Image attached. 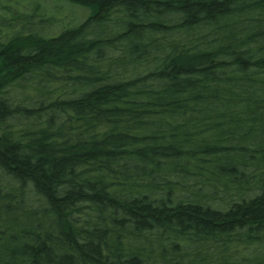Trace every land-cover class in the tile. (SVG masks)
<instances>
[{"label":"trees","instance_id":"trees-1","mask_svg":"<svg viewBox=\"0 0 264 264\" xmlns=\"http://www.w3.org/2000/svg\"><path fill=\"white\" fill-rule=\"evenodd\" d=\"M0 264H264V0H0Z\"/></svg>","mask_w":264,"mask_h":264},{"label":"rangeland","instance_id":"rangeland-1","mask_svg":"<svg viewBox=\"0 0 264 264\" xmlns=\"http://www.w3.org/2000/svg\"><path fill=\"white\" fill-rule=\"evenodd\" d=\"M46 6L48 7L47 9L48 16L51 18H58V19L61 18L62 26L75 25L76 23L80 22V20H83L84 19L83 17L86 16V13L83 12L84 10L76 6L66 5L63 3H49ZM60 7H62V9H60ZM58 25L60 26V20Z\"/></svg>","mask_w":264,"mask_h":264}]
</instances>
